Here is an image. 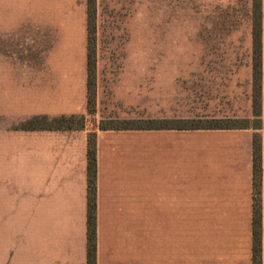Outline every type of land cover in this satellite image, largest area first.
Masks as SVG:
<instances>
[{"label": "crops", "instance_id": "1", "mask_svg": "<svg viewBox=\"0 0 264 264\" xmlns=\"http://www.w3.org/2000/svg\"><path fill=\"white\" fill-rule=\"evenodd\" d=\"M56 39L67 42L65 56L74 55L75 45L80 63H58L55 43L39 50L41 40ZM34 54L45 58L32 62ZM261 58L260 129L158 130L157 122L185 120L166 116L161 105L145 120L142 159L137 130L103 123L98 82L94 112H87L86 0H0V264H87L90 134L96 148L95 264H252L254 135L260 139L264 264V48ZM59 71L84 72L80 99L74 101L71 81L64 97L44 93L40 82L26 91V72ZM125 76L123 98H116L130 111L136 84ZM208 76L209 88L194 89V122L255 119L248 67L244 80L232 74L213 86ZM40 116H85V127L24 129ZM89 117L97 118L92 131Z\"/></svg>", "mask_w": 264, "mask_h": 264}, {"label": "rangeland", "instance_id": "2", "mask_svg": "<svg viewBox=\"0 0 264 264\" xmlns=\"http://www.w3.org/2000/svg\"><path fill=\"white\" fill-rule=\"evenodd\" d=\"M258 4L263 49L264 0ZM252 6L253 0H95L94 62L103 123L123 126L122 121L127 120L136 121L138 126L148 117L155 118L162 111L161 105L166 116L183 115L185 120H192L194 89L209 88L208 75H212L213 86L232 74L244 80L253 56ZM40 43L41 51L56 44L59 54L53 58L58 63H80L75 45L74 55L65 56L60 54L67 44L64 40ZM26 50L37 52L36 48ZM28 58L42 62L45 57L34 54ZM129 65L135 66L134 72L128 71ZM83 75L80 71L26 72V91L34 82H40L44 93L50 89L64 97L71 81L73 99L77 101ZM124 75L127 82L130 75L136 84V108H132L131 96L130 111L116 98H123ZM87 122L88 130L97 127V118L89 117ZM137 136L143 159L144 132L138 131ZM186 159H191V148L186 151Z\"/></svg>", "mask_w": 264, "mask_h": 264}, {"label": "trees", "instance_id": "3", "mask_svg": "<svg viewBox=\"0 0 264 264\" xmlns=\"http://www.w3.org/2000/svg\"><path fill=\"white\" fill-rule=\"evenodd\" d=\"M259 0H253L252 6V64H251V101L252 114L254 120H217L208 121L204 124L194 122L193 120H184L178 122L162 121L154 125L155 129H179L193 130L194 128L207 129H260L261 123L259 117L261 114L260 98H261V35H262V15L259 7ZM87 6V112L93 114L95 108V62H94V34H95V0H86ZM85 116H69L47 118L44 116L34 117L24 124L25 130H42V131H72L83 130L85 127ZM77 125L75 126V124ZM148 124H151L148 122ZM112 129H131L144 131L148 125L146 121L137 126V122H124L123 126H109ZM101 128V127H100ZM106 128L102 126V129ZM264 128V125H263ZM253 183L255 188L254 209L252 219V264H261V245H260V225L261 216L258 203V188L261 176V155H260V139L257 135L253 137ZM95 175H96V148L95 134L88 137L87 150V177H88V197H87V244H86V261L87 264H95L96 260V228H95Z\"/></svg>", "mask_w": 264, "mask_h": 264}]
</instances>
